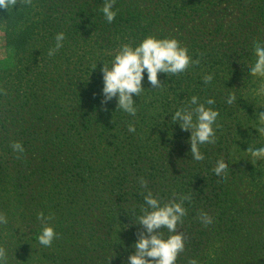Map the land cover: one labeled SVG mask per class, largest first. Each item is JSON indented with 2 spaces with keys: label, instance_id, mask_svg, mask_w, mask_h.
<instances>
[{
  "label": "trees",
  "instance_id": "obj_1",
  "mask_svg": "<svg viewBox=\"0 0 264 264\" xmlns=\"http://www.w3.org/2000/svg\"><path fill=\"white\" fill-rule=\"evenodd\" d=\"M72 2L32 0L30 5L18 3L8 12L0 9V29L7 50L17 60L14 68L0 70V214L9 219H31L22 226L39 234L44 223L37 219L38 214L51 216L47 224L57 236L50 247L41 245L47 264H127L135 251L137 233L143 230L136 221L143 214L141 208H148L144 200L148 192L161 206L190 196L183 201L187 211L178 224L185 246L176 264L192 260L197 264H264V236L256 239L249 233L246 250L236 255L244 244L240 239L243 222L227 217L228 210L238 208L230 192L237 180L235 169L242 164L240 160L251 157L246 152L249 147H264V134L256 131L261 127L258 114L264 112V99L261 103L252 90L264 87L259 84L261 77L249 74V91L241 95L234 80L227 87L220 68L223 65L229 73L236 71L245 56L230 63L236 51L217 54L208 51L207 45H192L188 54L193 66L176 75L159 73V88H152L145 71L144 89L133 96L135 116L117 108L115 98L102 105L103 64L111 67L122 45L135 48L150 33L123 13L115 11L116 17L109 23L104 16L98 19L87 7ZM260 11L264 20V2ZM99 31L105 34L102 47L94 41ZM60 32L65 34L63 46L49 56ZM73 46L77 51L68 55ZM94 47L104 58L93 68L97 58ZM107 53L112 56L109 63ZM65 55L69 58L64 59ZM89 61L85 74L80 68ZM243 63L250 73L255 62ZM205 75H212L210 83L204 82ZM230 95L236 97L232 104L226 102ZM192 96L219 112L213 125L215 143L200 145L203 161L191 158V130L184 131L172 121L178 109L195 107ZM209 98L215 100L213 105L206 104ZM92 107L97 111L90 113ZM55 118L58 124L52 127L48 121ZM130 123L135 125L134 133L128 131ZM13 142L22 143L23 154L13 151ZM181 142L186 143L190 161L187 169L175 171L170 179L165 176L171 153L165 160L164 150L171 152L182 146ZM49 152L52 160L43 162L40 156ZM221 159L229 164L226 178L213 172ZM148 165L152 170L145 171L144 179L146 174L141 171ZM142 176L147 187L139 182ZM244 179L257 204L264 208V162L252 163ZM98 204L104 205L103 217L92 222L89 218ZM214 204L219 207L215 209ZM196 209L200 214L218 213L205 225L201 216L190 211ZM24 228L13 221L0 241L7 253L6 264H24V255L36 246L29 234L21 232ZM161 232L164 238L174 234L166 228ZM10 245L15 246L13 250ZM29 259H33L30 253ZM40 262L46 264L43 259Z\"/></svg>",
  "mask_w": 264,
  "mask_h": 264
},
{
  "label": "rangeland",
  "instance_id": "obj_2",
  "mask_svg": "<svg viewBox=\"0 0 264 264\" xmlns=\"http://www.w3.org/2000/svg\"><path fill=\"white\" fill-rule=\"evenodd\" d=\"M72 1V3L75 2L79 7H87V12L94 13L98 16V19L101 15L104 16L101 11L104 0ZM263 2L264 0H116L113 10L123 13L130 22L138 21V23L145 27L148 33H150L149 36H153L157 39L175 38L180 42L182 47L187 49L192 45H199L200 47L207 45L208 51L215 50L217 54L220 52L229 54L231 52L235 53L236 51L237 54L231 55L232 59L230 63H237L239 56H245L244 61H240L242 63L236 71L229 73V69L223 65L220 68L224 70L221 72V75L225 76L228 82L227 87H230L234 80L237 84V91L241 92L239 94L243 95L248 93L250 88V85L247 84L250 73L243 62H248L249 65L250 63L256 62L255 46L257 43L264 46V20L260 16V8ZM103 35H105L104 32L99 31L98 38L94 40L97 41V44L99 43L96 45L97 47L99 45L101 47L105 45L104 42H102L104 39ZM88 44H90V41ZM75 51L77 50H75L73 46L72 51H67L66 53L71 55V53ZM102 53L103 52L100 50L94 52L93 56L97 58L94 59L95 64H93V68L104 58ZM78 54L77 52V54L73 55L75 56V61L78 59ZM107 54L108 57L105 58V60L109 63V61L111 62L110 58L112 56L109 53ZM73 56H71L72 59L70 61L73 60ZM65 57L64 59L69 58L67 55H65ZM16 62L15 55L7 50L5 34L0 29V70L12 69L15 67ZM90 64L91 61L85 66H81L80 71L83 69V73L87 74L86 70H88ZM192 66L193 64L191 63L189 67ZM234 72L236 75H234ZM261 80L262 82L259 84L264 86V77H261ZM252 90L255 91L256 95H259L260 101L263 103L264 96L263 93L259 91L260 88H252ZM94 110L97 111L92 107L90 113ZM84 113L82 112L81 115L84 116ZM48 123L52 127H55L58 124V118L48 121ZM65 123L68 124L67 122H64V124ZM181 144L182 146L172 149L171 152H169V150H164L165 160L168 158L169 153H171V158L166 160V165L169 169L165 176L170 179H172L171 176L174 175L175 171L183 172L184 169H187V163L190 161L186 159L187 149L184 146L186 143L181 142ZM50 154L51 152L47 153L46 156L45 154L41 155V160L49 163L52 160ZM172 154L174 155L172 156ZM259 161L264 162V160ZM240 162L242 164L239 168H236L234 172L237 180L231 186L230 191L232 194L231 201L234 202L238 208L232 211L228 210L229 216L227 215L228 219H237L239 222H243L244 230L241 233L240 239L244 241V244L241 248H238L236 255L246 250L245 246L247 243L245 240H248L247 237L249 233H252V237L256 239L264 236V208L257 204L258 199L255 198V194L252 193V190L247 186L244 179V172L252 164V158L245 157L244 160H240ZM150 170L152 169H150L149 165L144 166V170L140 173L141 175H145V171ZM1 172L0 170V173ZM147 175L148 174L145 175L144 179ZM202 200H204L203 197H201V201ZM216 203L218 204L219 202L216 201ZM217 204H214L215 209L219 207ZM103 208V204H98L97 210L93 211L94 215L90 216L89 219H92V222H96L97 220L100 221L103 217ZM127 210H130L129 207ZM190 211L191 213L201 216L198 209ZM216 213L218 212L214 211L210 214L212 219H215ZM13 221H15L18 226H21V228H24L22 224L25 221L31 222V219H17V217H15V219L7 218L8 224H0V241L5 238L7 228ZM255 223L257 226H255ZM33 231L32 228H24L21 230L22 233L29 234L28 239L32 240L36 245L33 250L29 252L33 259H29V253H27L28 255H24V260L21 263L31 264L33 262V264H42L40 260L43 259L47 264V256H43L45 252L38 241V236L40 234L38 231L32 233ZM14 247L15 246L10 245L9 250H13ZM48 264L50 263L48 262Z\"/></svg>",
  "mask_w": 264,
  "mask_h": 264
},
{
  "label": "clouds",
  "instance_id": "obj_3",
  "mask_svg": "<svg viewBox=\"0 0 264 264\" xmlns=\"http://www.w3.org/2000/svg\"><path fill=\"white\" fill-rule=\"evenodd\" d=\"M31 4L32 0H0V9L9 11L17 4ZM116 0H104L102 13L107 22L111 23L116 12L113 10ZM55 48L49 49L48 55H55L56 51L63 46L65 34L60 32L56 35ZM255 55L257 57L254 66L250 69V75L264 77V46L259 43L255 46ZM193 63L188 49L182 47L175 38L157 39L153 36L145 38L138 46L125 44L114 57L111 67L103 64L101 72L103 73V100L102 105H106L113 98L117 101V108L136 115L133 96H139L143 91L142 82L144 73L147 72V80L152 88H159L162 83L158 78L159 73L167 75H176L184 72L189 65ZM194 63H199L195 61ZM212 75H205L204 82L210 83ZM264 93V87L259 90ZM198 97L192 96L191 105L194 108L178 109L172 116L174 123H179L184 131L191 130L189 139L190 155L194 161H203L204 155L200 151V145L214 144L216 140L213 125L215 124L219 112L211 107H205V103H198ZM236 99L235 95H230L227 99L228 104H232ZM215 100L207 99V105H213ZM195 116V120H194ZM258 120L261 127L256 129L260 134H264V112L258 114ZM128 131H136L134 124L128 125ZM12 149L16 153L23 154L25 149L21 142H13ZM252 163L258 160H264V147L253 149L249 147L247 151ZM229 164L223 159L217 162L213 168L215 175L226 178ZM140 184L147 187V182L140 178ZM148 208H141L143 213L137 218L136 223L143 227L142 231L137 233V241L134 244V253L129 255L127 264H176L177 257L184 251V236L178 231V224L183 222L186 215V209L183 207L184 200H190V196L181 197L180 202L175 200L161 206L158 198H155L149 191L144 197ZM149 208L151 211H149ZM38 220L44 223L38 241L45 247H50L57 234L53 227L48 226L47 220L51 216L45 217L41 212L38 214ZM200 219L205 225L211 224L212 217L202 212ZM7 218L0 214V224H6ZM166 228L170 233H174L164 238L161 229ZM7 253L4 247H0V264H6ZM110 262V261H109ZM190 264H197L192 260Z\"/></svg>",
  "mask_w": 264,
  "mask_h": 264
}]
</instances>
